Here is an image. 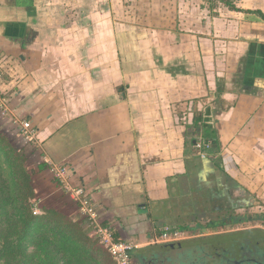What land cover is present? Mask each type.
Here are the masks:
<instances>
[{"label": "crops", "instance_id": "crops-1", "mask_svg": "<svg viewBox=\"0 0 264 264\" xmlns=\"http://www.w3.org/2000/svg\"><path fill=\"white\" fill-rule=\"evenodd\" d=\"M0 72L43 206L56 166L133 245L264 225V0H0Z\"/></svg>", "mask_w": 264, "mask_h": 264}, {"label": "trees", "instance_id": "trees-1", "mask_svg": "<svg viewBox=\"0 0 264 264\" xmlns=\"http://www.w3.org/2000/svg\"><path fill=\"white\" fill-rule=\"evenodd\" d=\"M209 132L210 130H206L208 142L211 141L214 147L215 142L211 140ZM11 135H7L6 132L0 133V172L4 173L8 181L10 197L5 206L6 210L18 219L17 236L20 241L30 236L46 238L58 253L62 264H116L97 239L89 238L88 232L91 230L77 214L71 217L62 209L43 205L40 207L41 214L33 213L32 201L35 200L36 193L32 176L26 166L31 162V158L12 148ZM13 157L15 164L12 161ZM21 158L23 160L20 162L23 164L19 163ZM115 237L119 240L116 235ZM147 251L150 253V248L136 250L135 254L133 253L137 264L145 258Z\"/></svg>", "mask_w": 264, "mask_h": 264}, {"label": "rangeland", "instance_id": "rangeland-1", "mask_svg": "<svg viewBox=\"0 0 264 264\" xmlns=\"http://www.w3.org/2000/svg\"><path fill=\"white\" fill-rule=\"evenodd\" d=\"M3 132L4 131L0 129V133ZM12 133L13 134L11 135L12 137L10 139L12 142L11 144L12 148L14 150L16 148V150L20 154L22 153L25 156L29 155L31 152V148L26 144V142L22 138L18 136L19 134L15 130H12ZM22 160H23L22 158L19 160L20 164H23L22 162H20ZM12 161L13 164H15L14 157ZM35 165L36 162L35 160L33 161V156H31V162L28 163V165L26 164L27 170L30 172L32 176L34 187H39L40 184L38 182L35 183V179H34L36 176V170L33 167ZM8 186H9L8 181L4 177V173L0 172V264H62V261L58 253L54 250V247H52V245L49 244L46 238L30 236L28 239H24L22 242L20 241L19 236H17L19 234L18 233L19 222L17 221L18 219L15 218L13 213L7 211L5 206L6 201H8L10 197V195L8 194L9 192ZM42 195L44 194H41L40 196ZM37 196L38 195L36 193V198L35 200L32 201V204L35 205V206L33 205L32 211L34 214L36 211H39V214H41L40 207L43 204L37 200ZM44 199H48V197ZM47 204L48 203H46V205ZM48 208H52V206L51 207L48 206ZM248 229H250L248 225L237 226L235 228L229 227L226 229L213 228V230H206L204 232L200 231L199 232L200 234L197 233V235L190 233L192 234V237L182 241V243L195 241L201 238H211V236L218 235L219 233H223V234L225 233V236H229L233 234H242L245 232H249ZM256 230L264 231V225H262L260 228ZM181 231H185V229H182ZM88 233L90 236L89 238L97 239L95 235H93L91 232ZM98 243L100 244L99 240ZM172 244H176V243H172ZM163 251L164 250H160L159 252H163ZM182 252L184 251L181 250V252H178V250H173L172 253H170L172 257H170V261L168 264H190L191 261H188L187 258L182 256V254H185V252L184 253ZM163 253L169 254V252H163ZM196 254H198L197 256H199V261L196 264L198 263L203 264V262H205L206 259L204 258L205 255L200 251L196 252ZM144 257L145 259H149L150 261H152L154 260V258H157L158 256L155 255V253L152 254L147 251ZM193 259H194L193 262L197 261L196 258Z\"/></svg>", "mask_w": 264, "mask_h": 264}, {"label": "built area", "instance_id": "built-area-1", "mask_svg": "<svg viewBox=\"0 0 264 264\" xmlns=\"http://www.w3.org/2000/svg\"><path fill=\"white\" fill-rule=\"evenodd\" d=\"M2 78V73L0 72V81ZM9 107V100L5 95L0 93V110L3 114H11ZM15 123L21 126V135L26 141L33 142L37 140L36 130L30 121H16ZM198 147L202 146L198 145ZM207 147L209 148L210 145H207ZM52 172L75 204L77 217L85 222V225L99 240L101 246L112 256L116 264H137L133 253L141 247H155L180 243L192 237L190 233L188 234L187 232L166 227L159 232L154 230L146 244H142L141 246L117 240L112 228L103 223L99 213L88 197L86 190L83 187H74L69 183L67 180V168L53 166ZM35 214L38 215L39 211H36Z\"/></svg>", "mask_w": 264, "mask_h": 264}, {"label": "flooded vegetation", "instance_id": "flooded-vegetation-1", "mask_svg": "<svg viewBox=\"0 0 264 264\" xmlns=\"http://www.w3.org/2000/svg\"><path fill=\"white\" fill-rule=\"evenodd\" d=\"M248 230L252 234L236 238L225 236V233L211 236V238H219L214 243L181 249L185 252L182 256L191 261L190 264H196L199 261V256L196 254L198 251L205 255L204 258L206 259L203 264H264V231L256 229ZM256 231L258 233H255ZM181 250H178V252H181ZM172 251L170 250L169 254L158 251L155 253L158 256L157 258H154L152 261L143 258V263L140 264H168L170 257H172L170 254ZM193 258H196L197 261L193 262Z\"/></svg>", "mask_w": 264, "mask_h": 264}, {"label": "water", "instance_id": "water-1", "mask_svg": "<svg viewBox=\"0 0 264 264\" xmlns=\"http://www.w3.org/2000/svg\"><path fill=\"white\" fill-rule=\"evenodd\" d=\"M255 233H258V231H256ZM261 233V232H259ZM252 234L251 232H246V233H242V234H233V235H229V237L231 238H236L239 236H248ZM219 237L216 238H211V239H201V240H195V241H190V242H181V243H176V244H168V245H163V246H155L150 250V253H156L160 250H164L163 252H169L170 250H181V249H185V248H189V247H195L196 245H206L209 243H214L217 241ZM141 263H143V259L141 260Z\"/></svg>", "mask_w": 264, "mask_h": 264}]
</instances>
